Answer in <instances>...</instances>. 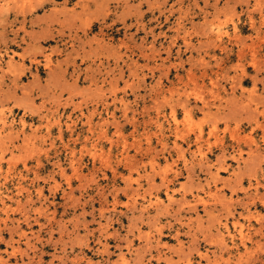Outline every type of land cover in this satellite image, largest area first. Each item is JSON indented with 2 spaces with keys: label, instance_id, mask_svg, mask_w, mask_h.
I'll return each instance as SVG.
<instances>
[{
  "label": "rangeland",
  "instance_id": "rangeland-1",
  "mask_svg": "<svg viewBox=\"0 0 264 264\" xmlns=\"http://www.w3.org/2000/svg\"><path fill=\"white\" fill-rule=\"evenodd\" d=\"M0 264H264V0H0Z\"/></svg>",
  "mask_w": 264,
  "mask_h": 264
},
{
  "label": "bare ground",
  "instance_id": "bare-ground-1",
  "mask_svg": "<svg viewBox=\"0 0 264 264\" xmlns=\"http://www.w3.org/2000/svg\"><path fill=\"white\" fill-rule=\"evenodd\" d=\"M243 238V237H242Z\"/></svg>",
  "mask_w": 264,
  "mask_h": 264
}]
</instances>
